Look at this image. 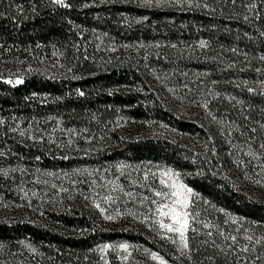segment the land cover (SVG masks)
Masks as SVG:
<instances>
[{"label": "trees", "instance_id": "1", "mask_svg": "<svg viewBox=\"0 0 264 264\" xmlns=\"http://www.w3.org/2000/svg\"><path fill=\"white\" fill-rule=\"evenodd\" d=\"M65 4L0 0V263L92 264L126 242L175 264H264V0ZM139 164L178 171L212 223L178 259L132 210L103 221L83 195L96 168Z\"/></svg>", "mask_w": 264, "mask_h": 264}, {"label": "rangeland", "instance_id": "2", "mask_svg": "<svg viewBox=\"0 0 264 264\" xmlns=\"http://www.w3.org/2000/svg\"><path fill=\"white\" fill-rule=\"evenodd\" d=\"M8 80L15 83L17 79L10 78ZM168 170H171L172 174H174L172 178L186 185L181 179L178 171L162 164H139L132 166L105 165L89 173L85 179L86 183L83 186V195L86 196L95 207L97 204L100 206L96 208L99 210L100 217L103 221H115L116 218L113 220H106L104 217L105 215L116 217L117 213H121V208L129 211L132 210L134 219L144 223L148 228L155 231L157 239L161 240L163 246L166 248L165 251L167 254L175 260L182 256L178 248V238L175 237L174 234L167 233L160 229L158 224L155 223L159 217L155 211L156 205L152 203V200L168 202L163 197L157 198L153 195L155 191H170V189L160 183L161 179L165 180L166 183L171 182L169 176L162 175V173H166ZM145 176H147V179H145ZM187 187L190 188L189 186ZM109 197L110 199H108ZM22 201L24 203L23 197ZM117 202L125 204L121 207ZM26 203H28V201H25L24 204ZM196 203V195L192 190L188 208L191 227L197 229V225L203 224L201 227L203 231L200 232L201 236L204 234L209 237L211 236L209 233H212V230H210V228H213V226L210 225L212 223L210 222L207 224L203 221L201 214L195 211ZM100 208L104 209L103 214ZM226 220L231 226L229 230L231 231L232 238L235 237V241L231 238L232 245H236L235 243L239 241V244L236 245L238 247L237 250L247 252L245 249L249 248L250 244L255 241L252 232L248 228L249 226L242 224L236 217L230 216L227 217ZM165 222L170 223L167 219H165ZM205 225H207V227H205ZM164 236H172L173 239H177V243L173 244L170 240L162 238ZM121 244L128 245L127 251L119 247ZM105 245H108L106 249H104ZM95 248L98 253V258H96L92 264H159V260H154L152 258V253L163 258L166 264H175L156 251L126 242L102 243ZM101 249L104 250L101 251ZM251 262L252 264H260L259 261L258 263H255L254 260Z\"/></svg>", "mask_w": 264, "mask_h": 264}, {"label": "snow or ice", "instance_id": "3", "mask_svg": "<svg viewBox=\"0 0 264 264\" xmlns=\"http://www.w3.org/2000/svg\"><path fill=\"white\" fill-rule=\"evenodd\" d=\"M153 0H145V3L151 4ZM53 3L60 5L62 7H67L68 5L65 4V0H53ZM254 7V5H253ZM203 42L201 43V47H203ZM264 60V56L261 57ZM5 83L11 84V80L5 81ZM22 79H17L15 81L16 85L22 84ZM15 86V85H14ZM250 92L253 89H248ZM80 95H83L81 92ZM206 107V105H205ZM215 119V117H213ZM264 127V125H262ZM23 134V133H22ZM2 155V153H0ZM67 157H65L66 159ZM162 175H167L170 177L171 182L166 183L165 180L161 179L160 183L170 189L168 192L164 191H155L153 195L157 198L163 197L168 202H158V200H152V203L156 205L155 211L158 214L159 219L155 221L158 224L159 228L164 230L167 233L174 234L175 237L178 238L179 244L178 248L181 254L183 255L184 252L189 248L188 237L187 233L189 230L195 231L194 228L191 227L190 224V214L188 211L190 205V197L192 195V189L188 188L181 182H178L176 179L172 178L174 174H172L171 170H168L166 173H162ZM147 179V176H145ZM110 199V197L108 198ZM97 208L100 206L97 204ZM101 213H104V209L100 208ZM119 215V213H117ZM106 220H113L115 217L110 215H105L104 217ZM165 219L169 220L170 223H166ZM207 227V225H205ZM211 235V233H209ZM164 239L170 240L173 244L177 243V239H173L172 236H164ZM235 241V237L232 238ZM108 245L104 246L106 249ZM122 250L127 251L128 245L121 244L119 246ZM104 249H101L103 251ZM247 250V249H245ZM152 258L154 260H159V264H166L163 258L158 257L155 253H152Z\"/></svg>", "mask_w": 264, "mask_h": 264}]
</instances>
